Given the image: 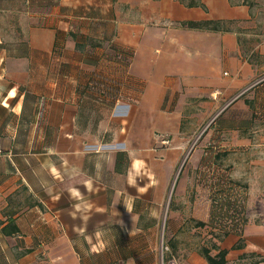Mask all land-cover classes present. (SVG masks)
Returning a JSON list of instances; mask_svg holds the SVG:
<instances>
[{"label":"crops","instance_id":"obj_1","mask_svg":"<svg viewBox=\"0 0 264 264\" xmlns=\"http://www.w3.org/2000/svg\"><path fill=\"white\" fill-rule=\"evenodd\" d=\"M184 122L246 196L215 245L264 264V0H0V264H143L116 233L156 239L146 134Z\"/></svg>","mask_w":264,"mask_h":264},{"label":"rangeland","instance_id":"obj_2","mask_svg":"<svg viewBox=\"0 0 264 264\" xmlns=\"http://www.w3.org/2000/svg\"><path fill=\"white\" fill-rule=\"evenodd\" d=\"M185 124L180 132H165L174 127L168 123L165 130L159 127L146 134L157 138L152 168L159 181L154 190L146 189L145 199H135L134 209L140 221L156 222V239L148 231H133V237L116 233L119 252L136 254L143 264H187L192 252L213 249L214 239L241 229L246 196L232 180L229 162L217 155L213 143H206L210 125L193 123L192 129H184Z\"/></svg>","mask_w":264,"mask_h":264},{"label":"trees","instance_id":"obj_3","mask_svg":"<svg viewBox=\"0 0 264 264\" xmlns=\"http://www.w3.org/2000/svg\"><path fill=\"white\" fill-rule=\"evenodd\" d=\"M188 26H190L191 28H200L206 25H212V23H207L205 24H196V23H187ZM199 226L204 227L205 224L204 223H199ZM228 231L225 232L224 236H228ZM223 236V237H224ZM223 237L221 239H223ZM221 239L219 241H221ZM241 245H236V248H240ZM215 249L217 251H219V253L217 255H212V250ZM210 249V248H204L201 252L200 255L201 257L205 260L208 261L209 264H229L228 261L226 260V257L228 255V250H220L217 246H215V248Z\"/></svg>","mask_w":264,"mask_h":264}]
</instances>
